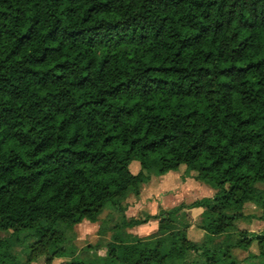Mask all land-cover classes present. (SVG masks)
<instances>
[{
    "label": "trees",
    "instance_id": "16d2710c",
    "mask_svg": "<svg viewBox=\"0 0 264 264\" xmlns=\"http://www.w3.org/2000/svg\"><path fill=\"white\" fill-rule=\"evenodd\" d=\"M181 166L214 196L161 211L150 237L118 230L104 257L75 255L77 224ZM258 184L264 0H0V264H237L231 248L253 242L264 264V230L217 241L247 203L264 218Z\"/></svg>",
    "mask_w": 264,
    "mask_h": 264
},
{
    "label": "rangeland",
    "instance_id": "374dc122",
    "mask_svg": "<svg viewBox=\"0 0 264 264\" xmlns=\"http://www.w3.org/2000/svg\"><path fill=\"white\" fill-rule=\"evenodd\" d=\"M133 173L139 170V162L133 161L130 165ZM194 172H187L185 166H181L177 171H169L162 176H157L154 171L151 172V178L147 183L140 186L138 194L129 192L124 198H121L123 210H117L112 205L108 204L101 213L97 222L92 223L88 220H83L74 227V239L71 242L77 248L75 255L88 259L98 255L104 257L106 255V245L112 240V236L120 230L122 235L135 238L150 237L157 232L158 219L155 218L163 210H170L176 206L190 204L197 199L203 197H213L215 190L208 184L200 182L193 178ZM258 187L264 188L263 184H258ZM202 208H193L190 210V220L184 221L188 223L187 236L195 242L202 243L205 238V231L199 229L194 224L197 222ZM245 218L234 222L235 230L229 234L221 235L217 241L231 239V242L237 239L238 231H247L250 234L260 233L264 230V218L262 210L255 203H247L244 207ZM152 217L146 223L128 227H121V222L125 217L130 219H144ZM183 228V227H182ZM0 236H8L7 233L0 231ZM225 240V241H227ZM11 251L25 260L24 246L17 244L13 239H10ZM96 246L85 251L86 246ZM231 255L237 264H259L258 250L253 242L246 250L237 247L231 248ZM71 256L55 258L51 264H66ZM203 259L195 252H190L185 264H201ZM30 264H47L45 256H39ZM122 264V263H116Z\"/></svg>",
    "mask_w": 264,
    "mask_h": 264
},
{
    "label": "crops",
    "instance_id": "0c3cea01",
    "mask_svg": "<svg viewBox=\"0 0 264 264\" xmlns=\"http://www.w3.org/2000/svg\"><path fill=\"white\" fill-rule=\"evenodd\" d=\"M157 227H158V224H157Z\"/></svg>",
    "mask_w": 264,
    "mask_h": 264
}]
</instances>
